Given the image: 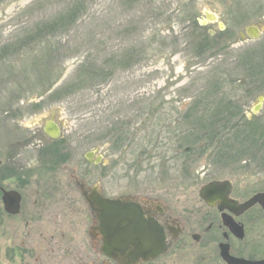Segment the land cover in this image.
I'll use <instances>...</instances> for the list:
<instances>
[{"label":"rangeland","instance_id":"374dc122","mask_svg":"<svg viewBox=\"0 0 264 264\" xmlns=\"http://www.w3.org/2000/svg\"><path fill=\"white\" fill-rule=\"evenodd\" d=\"M248 26L258 27L257 38ZM263 81L264 0H0V150L39 123L75 135L67 167L40 185L50 197L66 190L82 202L72 174L101 177L112 195L198 201L201 185L227 179L234 197H249L264 188V148L247 139L264 125L239 136L235 125L220 126L235 99L247 105L256 95L234 86L256 93ZM190 105L212 108L200 131L178 122ZM216 138L225 146L207 143ZM187 140L196 142L192 151ZM13 143L27 161L33 145ZM89 151L101 161L88 162ZM223 240L210 234L162 264H222ZM5 245L0 239V264H22L5 258Z\"/></svg>","mask_w":264,"mask_h":264},{"label":"flooded vegetation","instance_id":"af4514ba","mask_svg":"<svg viewBox=\"0 0 264 264\" xmlns=\"http://www.w3.org/2000/svg\"><path fill=\"white\" fill-rule=\"evenodd\" d=\"M254 87L256 88L234 86V90L241 93L256 95L251 97L252 101L247 105L241 98L235 99V108L232 107L229 112L226 108L222 113L225 115L221 118L222 124L232 127L235 125L237 136L239 132L245 134L251 130L255 131V126L264 125V118H257L264 108V85L259 86L262 89L256 93ZM179 109L182 114L178 117V122L183 123L182 125L196 121L190 116L191 105ZM207 113L211 114L212 108ZM37 125L31 134L20 136L23 139L19 137L11 140L12 143L5 144L4 151L0 150V239H4L6 243L5 258L18 260L22 264H122L103 249L104 234L97 213L92 210L86 199V196L95 194L133 203L145 220H153L162 229L165 245L162 252L155 258L139 260L135 264H157L158 261L162 264L171 256L188 252L190 243L198 244L208 235L218 232L229 243V252L234 258L264 261V199L243 207L251 196L264 192V188L249 197L238 199L234 197V181H230L229 196L237 201H231V210L224 208L220 211L217 204L210 206L202 199L163 200L141 191L112 195L105 193L100 186L101 177L80 178L72 174L82 202L77 201V197L66 190L59 193L61 199L50 197L52 192L41 189L40 185L44 182L43 179L47 178V174L57 173L59 169L67 167L70 157L67 142L74 141L75 135H61L58 125L53 122ZM53 126L58 128L57 134L48 132L52 131ZM254 136L257 137L247 139L248 142L251 141L252 145L258 142L257 147L264 148V134L256 133ZM13 141L21 148L33 145V150L27 151L28 155H31L27 161L22 159V152L12 153L10 146L14 145ZM252 151L260 152L258 149ZM97 156L101 158V155L95 156L93 153L91 159H87L84 154L90 163H95L92 160ZM11 191L14 193L9 195L7 201L14 203L15 196H18V208L15 213L7 211L3 202V195ZM80 211L81 223L78 222ZM223 213L228 214L232 220L231 232H227L222 223ZM187 215L190 219H187ZM206 244L213 246L214 241L209 240ZM217 253L219 256V251ZM221 262L225 264L222 260Z\"/></svg>","mask_w":264,"mask_h":264},{"label":"water","instance_id":"95a60500","mask_svg":"<svg viewBox=\"0 0 264 264\" xmlns=\"http://www.w3.org/2000/svg\"><path fill=\"white\" fill-rule=\"evenodd\" d=\"M246 33L251 38H257L258 27H247ZM48 132L57 134L58 128L53 126L52 131ZM92 155L93 152L85 154L87 159H91ZM92 161L100 162V156ZM11 193L14 192H7L3 195V202L7 211L15 213L18 208V196H15L14 203L7 201ZM229 193L230 182L228 180H212L199 188V196L210 206L217 204L220 211H223L224 208L231 210V201H237L230 198ZM86 199L92 210L97 213L101 231L104 234L103 249L112 258L122 264H135L139 260L147 261L154 258L162 252L165 246L162 229L153 220H145L133 203L115 198L100 197L95 194L86 196ZM263 199L264 192L257 193L250 197L243 207L245 208L253 201H263ZM222 222L229 231L233 230V223L228 214H222ZM218 247L219 255L226 264H264V261L234 258L229 253L227 242L219 243Z\"/></svg>","mask_w":264,"mask_h":264},{"label":"trees","instance_id":"16d2710c","mask_svg":"<svg viewBox=\"0 0 264 264\" xmlns=\"http://www.w3.org/2000/svg\"><path fill=\"white\" fill-rule=\"evenodd\" d=\"M54 28L52 27V28H44V30H48V31H51V30H53ZM91 75V73L89 74V76ZM209 109H211L210 107H203V106H199V105H194V106H191V109H190V111H191V113H190V116L192 117V118H194V119H196V121L195 122H192L191 123V125L190 126H193L192 127V130H190L191 132L192 131H200L199 129H196V127H197V125H202V124H200L201 122H199V121H201V119H203V118H206L207 116H209L208 114L206 115L205 113H207L208 112V110ZM205 112V113H204ZM205 115H206V117H205ZM188 126V125H187ZM227 125H225V124H222L221 126H220V128L222 129V128H225ZM228 127H231L230 125H228ZM213 137H215V134H214V136ZM120 141L122 142V139H120ZM220 141V142H219ZM218 141V138H216L215 140H211V141H209V142H207V143H209V144H216L217 146H219V144H221V143H223V145L225 146V140L223 141V140H219ZM186 142H190V141H185V143ZM230 142V141H229ZM200 145H203L201 142L199 143V145L197 144V146H200ZM232 145V144H231ZM194 146H196V142L195 141H191L190 143H189V147L190 148H188V151H192V149H191V147H194Z\"/></svg>","mask_w":264,"mask_h":264}]
</instances>
